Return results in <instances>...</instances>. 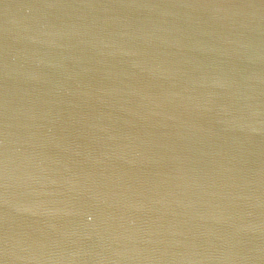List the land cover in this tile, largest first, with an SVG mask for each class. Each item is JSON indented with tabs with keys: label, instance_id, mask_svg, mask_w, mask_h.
Wrapping results in <instances>:
<instances>
[{
	"label": "water",
	"instance_id": "95a60500",
	"mask_svg": "<svg viewBox=\"0 0 264 264\" xmlns=\"http://www.w3.org/2000/svg\"><path fill=\"white\" fill-rule=\"evenodd\" d=\"M0 264H264V0H0Z\"/></svg>",
	"mask_w": 264,
	"mask_h": 264
}]
</instances>
